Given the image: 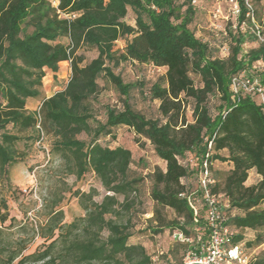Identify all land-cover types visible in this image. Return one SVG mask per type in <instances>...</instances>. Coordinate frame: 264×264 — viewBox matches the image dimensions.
I'll use <instances>...</instances> for the list:
<instances>
[{"label":"trees","instance_id":"1","mask_svg":"<svg viewBox=\"0 0 264 264\" xmlns=\"http://www.w3.org/2000/svg\"><path fill=\"white\" fill-rule=\"evenodd\" d=\"M56 1L53 7L49 0H0V264H152L142 244L129 242L133 226L130 218L124 220L142 182L129 177L131 152L99 144L101 138L114 137L119 127L147 140L165 163L164 171L155 168L148 174L154 204L146 222L151 235L165 229L182 234L191 242L173 238L175 250L181 248L185 255L197 248L198 229L205 242L199 177L206 163L212 180L210 194L221 196L228 212H238L225 215L222 203L223 225L232 231L229 244L243 243L245 250L262 248L246 264H264V111L248 94L234 96L230 90L232 77L242 73L258 75L264 87V45L252 34L240 0L238 22L244 26L241 29L239 24L221 36L228 44L225 59L214 57L210 44L191 30L192 0ZM255 4L264 15V0H253L256 21L264 25ZM129 11L133 25L125 21ZM118 41L124 43L122 51L115 49ZM247 42L258 46L244 51ZM80 48L97 55L83 64V57L76 55ZM64 61H69L70 77L63 90L42 99L37 111H27V99H41L45 70L56 81L58 65ZM127 62L165 69L149 89L150 99L159 102L158 118H146L130 105L135 86L114 73ZM191 74L199 78L200 87L194 86ZM100 79L122 98L120 109L104 107V122L96 121L92 113ZM210 98L218 101L215 114L207 106ZM187 100L192 103L191 122L183 112ZM9 126L17 133H35L27 137L35 143L44 129L54 139L52 153L66 162L71 174L81 178L89 171L94 173L106 192L101 201H95L98 192L94 189L76 191L82 217L63 223L64 214L56 209L58 199L30 238L11 239L9 231L16 220L9 217L2 190L10 187L8 167L18 161L15 145L23 139L10 134ZM82 133L90 138L88 143L77 139ZM216 161L230 164L219 179L212 176ZM250 171L259 181L246 186ZM192 175L197 180L195 189L182 183ZM189 202L196 207V215ZM162 209L171 210L176 219L166 221ZM246 230L255 233L252 240L243 237ZM35 235L44 242L24 254ZM169 254L171 260L166 259V264H183L173 248Z\"/></svg>","mask_w":264,"mask_h":264},{"label":"rangeland","instance_id":"2","mask_svg":"<svg viewBox=\"0 0 264 264\" xmlns=\"http://www.w3.org/2000/svg\"><path fill=\"white\" fill-rule=\"evenodd\" d=\"M53 7L57 6L56 0H49ZM186 0H178L182 3ZM193 1V0H192ZM191 1V2H192ZM195 15L191 24V30L195 36L203 41L208 42L211 46L213 56L225 59L228 56V44L221 39L218 29H226L230 26V22L225 21L228 15V8L224 0H196ZM258 16L262 24H264V15H262L261 6L255 4ZM216 16V19L213 17ZM125 21L128 24H134V16L129 11ZM61 43L67 44L66 39H61ZM225 45V46H223ZM124 43L118 41L115 44V49L122 51ZM255 43L247 42L243 45V50L248 51L251 48H256ZM224 47V48H223ZM76 55L83 57V64L88 63L96 57V51L80 48ZM58 78L52 80L49 75L42 79V95L41 99H31L27 104V111H37L39 105L44 98L52 96L54 93L63 90L70 77V64H59ZM114 73L119 75L124 83L134 84V89L130 92L129 103L140 114L146 118L156 119L159 117L158 101H153L149 97V89L151 85L165 74L164 68H155L150 65H140L137 63H121L114 69ZM194 86L200 87V80L197 76L191 74ZM99 95L97 101L92 104V113L94 119L98 122H104L105 112L104 107L121 108V96L103 80L98 81ZM218 101L215 98H210L208 108L211 114H215ZM187 121H192V103L190 100L185 101L183 109ZM10 134H17L23 139L15 145V150L18 156V161L8 167V175L10 187H5L2 190V195L6 199L8 206V214L10 218H14L16 223L10 229V238H23L27 240L32 236L33 230H38L39 226L43 225L50 206L54 201L60 200L56 209L62 210L64 217L63 223L68 224L74 219L84 215L83 210L78 204V199L74 196L76 191L89 192L94 189L98 192L95 197L96 202H100L106 194L99 180L91 171L84 174L81 178H76L67 169L66 162L58 155L52 153L53 137L42 129L39 142H31L27 137L35 133L22 132L17 133L10 126L8 127ZM114 137H105L99 140V144L107 146L111 149L122 147L131 152L132 163L129 169L130 178H140L142 182L139 184V195L137 198L131 197L135 205L129 211L124 213V220L131 219L133 226V235L130 238V243H140L144 246L147 253L152 258V264H166V259L171 260L169 250L173 248L174 254L181 258L184 263L185 253L183 249L175 250L176 241L173 238V233L169 229L163 230L158 235H151L148 231L147 220L152 217L154 204L150 198L151 183L148 179V174L153 172L155 168L165 170V163L161 161L154 153L150 143L143 139L137 138L133 131L126 127H119L113 131ZM77 139L88 143L90 138L85 134H80ZM224 154V153H223ZM229 163L213 162L212 176L219 179L221 174L229 171ZM219 173V174H218ZM259 181V177L251 172L245 183L246 186H251ZM196 177L194 175L183 179L182 183L196 188ZM119 202H122V197H118ZM225 215H234L238 212L231 210L228 212V206L222 202ZM162 216L166 221L176 219V215L169 209L161 210ZM205 217V212L202 214ZM8 223L5 224L7 226ZM20 232V233H19ZM255 233L246 230L243 232L245 240H252ZM208 236V231L206 239ZM44 240L35 235L24 254L32 253L36 248L42 245ZM262 248L253 250H245L246 259L259 254ZM164 256H167L166 258Z\"/></svg>","mask_w":264,"mask_h":264},{"label":"built area","instance_id":"3","mask_svg":"<svg viewBox=\"0 0 264 264\" xmlns=\"http://www.w3.org/2000/svg\"><path fill=\"white\" fill-rule=\"evenodd\" d=\"M195 1L193 0L192 4H195ZM224 2L228 8V15L224 18L225 21L230 22L228 29L234 30L239 24L240 28L243 29L244 22H238L241 13L239 0H224ZM240 2L245 10V18L251 23L252 34L260 44L264 45V25H260L256 21L253 0H240ZM213 17L216 19L215 15ZM215 29L219 31L220 36H227L226 29ZM230 90L234 96H238L240 92L248 94L264 111V87L259 83L258 75L242 73L232 77ZM187 163L193 165L191 159H188ZM211 184L212 180L210 179L207 164L203 163V169L199 177V187L202 191L208 236L205 242H202L200 240L202 229H198V246L196 249H192L186 253L183 264H246L247 259L245 257L243 243L237 245L229 244L232 231L223 225L225 219L222 216L221 196H213L210 194L208 186ZM189 206L193 209L194 215H196V207L190 202ZM173 236L180 242H191L190 239L185 238L180 233H175Z\"/></svg>","mask_w":264,"mask_h":264},{"label":"crops","instance_id":"4","mask_svg":"<svg viewBox=\"0 0 264 264\" xmlns=\"http://www.w3.org/2000/svg\"><path fill=\"white\" fill-rule=\"evenodd\" d=\"M67 63H68V61H64V62H61V63H59V64H67ZM47 72H48V71L45 70V76L49 75ZM50 75L52 76L51 73H50ZM57 78H58V74H57ZM29 100H31V99H27V100H26V109H27V104H28ZM251 172H253V171H250L249 174H250Z\"/></svg>","mask_w":264,"mask_h":264},{"label":"water","instance_id":"5","mask_svg":"<svg viewBox=\"0 0 264 264\" xmlns=\"http://www.w3.org/2000/svg\"><path fill=\"white\" fill-rule=\"evenodd\" d=\"M190 264H200V263H190Z\"/></svg>","mask_w":264,"mask_h":264}]
</instances>
